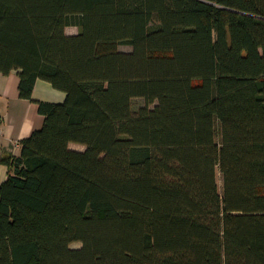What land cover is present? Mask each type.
I'll return each instance as SVG.
<instances>
[{"label":"trees","instance_id":"trees-1","mask_svg":"<svg viewBox=\"0 0 264 264\" xmlns=\"http://www.w3.org/2000/svg\"><path fill=\"white\" fill-rule=\"evenodd\" d=\"M13 72L67 97L0 158V264H264V0H0Z\"/></svg>","mask_w":264,"mask_h":264},{"label":"crops","instance_id":"crops-1","mask_svg":"<svg viewBox=\"0 0 264 264\" xmlns=\"http://www.w3.org/2000/svg\"><path fill=\"white\" fill-rule=\"evenodd\" d=\"M20 72L5 76L0 73V115L3 120L0 135V158L20 156L22 142L30 138L45 124V117L40 114L38 102L63 104L66 94L56 90L49 82L39 80L33 93V102L20 98ZM20 144V148L16 145ZM9 168L0 165V186L9 177Z\"/></svg>","mask_w":264,"mask_h":264},{"label":"rangeland","instance_id":"rangeland-1","mask_svg":"<svg viewBox=\"0 0 264 264\" xmlns=\"http://www.w3.org/2000/svg\"><path fill=\"white\" fill-rule=\"evenodd\" d=\"M67 34L69 36H74V35H78L79 34V29L75 28V27H71L67 29ZM121 51L125 52V53H131L133 51V49L131 47L128 46H123L121 47ZM146 105L145 100L143 99H135L133 101V110L134 111H138L140 108L144 107ZM71 149L74 151H78V152H84L85 151V147L80 146V145H71ZM217 181H218V185H219V190L220 193L223 194V189H224V178L223 175L220 171V169L217 170ZM82 248V244H74L72 246V249L74 250H79Z\"/></svg>","mask_w":264,"mask_h":264},{"label":"built area","instance_id":"built-area-1","mask_svg":"<svg viewBox=\"0 0 264 264\" xmlns=\"http://www.w3.org/2000/svg\"><path fill=\"white\" fill-rule=\"evenodd\" d=\"M2 124H3V120H2V117L0 115V135L2 134L3 130H2ZM21 145L20 144H17L16 145V148H20Z\"/></svg>","mask_w":264,"mask_h":264}]
</instances>
